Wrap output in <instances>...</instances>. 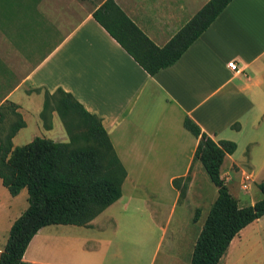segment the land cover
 Returning <instances> with one entry per match:
<instances>
[{"label":"crops","instance_id":"0c3cea01","mask_svg":"<svg viewBox=\"0 0 264 264\" xmlns=\"http://www.w3.org/2000/svg\"><path fill=\"white\" fill-rule=\"evenodd\" d=\"M105 1L0 0V99L17 104L27 124L14 137V147L38 137L30 135L28 117L41 137L69 141L57 113L51 130L43 128L40 118L45 91L62 88L101 118L128 173L120 200L90 226L43 228L24 260L112 264L99 252L116 238L119 247L138 238L142 248L143 239L159 233L165 238L170 230L173 245L163 264H191L218 190L209 191L203 165L194 161L199 139L184 127L186 117L215 141L237 144L236 152L225 158L221 176L240 206L264 198L258 187L264 182L258 179L264 176V0H233L176 64L155 76L95 20L94 12ZM114 1L162 47L210 0ZM232 61L238 72L229 69ZM247 171L258 180L255 193L235 194L229 186L231 175ZM188 175L186 199L180 202L173 180ZM180 205L183 209L176 215ZM28 207L27 188L13 197L0 178V255L14 222ZM263 232L264 216L234 238L221 264H244L246 259L253 262L248 264H264L254 255ZM63 235L68 243V235L75 237L78 244L61 245ZM51 239L53 248L46 244ZM141 258L140 250L126 261L118 250L111 261L141 264Z\"/></svg>","mask_w":264,"mask_h":264},{"label":"trees","instance_id":"16d2710c","mask_svg":"<svg viewBox=\"0 0 264 264\" xmlns=\"http://www.w3.org/2000/svg\"><path fill=\"white\" fill-rule=\"evenodd\" d=\"M232 1L210 0L162 47L114 0H106L94 12V18L149 75L155 76L176 64ZM52 104L69 141L36 137L22 147H14V137L27 124L17 104L8 100L1 103L0 99V178L13 197L24 188L29 194V207L14 222L0 264H30L24 256L40 230L51 225L90 226L122 197L128 173L101 118L62 88L53 93L45 91L40 118L46 130L53 128V119L47 117ZM184 127L199 139L194 161L201 162L218 190L191 264H221L234 238L264 216V198L241 207L222 178L225 158L238 148L235 142L215 141L189 117ZM190 182V175L173 180L180 199L186 197ZM258 187L264 195V182Z\"/></svg>","mask_w":264,"mask_h":264},{"label":"rangeland","instance_id":"374dc122","mask_svg":"<svg viewBox=\"0 0 264 264\" xmlns=\"http://www.w3.org/2000/svg\"><path fill=\"white\" fill-rule=\"evenodd\" d=\"M53 108H54V105L52 104L50 111ZM50 111L47 113V117H49V119L51 118V120H52L53 119L52 117L54 116V113H56V112L54 110H52L51 112ZM28 120H29V133H30V135L37 134L38 137H41V135H38L40 133H39L38 127L34 123L33 119L31 117H28ZM43 138H46V137H43ZM202 169L204 171L203 172L204 173L203 178L206 179V184H208L209 191L210 192L213 191L214 193H216L217 192L216 186L211 182V180H210L208 174L206 173L205 169L204 168H202ZM224 172H226V170H224ZM245 175H250V180H249L250 189L247 191L242 188V183H243ZM258 176L257 177L259 180H261V181L264 180V176H262V175H258ZM198 179L200 182H202V180H201L202 178L200 175H199ZM256 181H258L256 176L252 172L247 171V173L242 174V176H241V174L231 175V182H230L229 186H230L232 192H234L235 194H239L241 196H245V195L252 196V191H253V193H255V191L253 189L255 187ZM185 199H186V197L183 199H180V202H184ZM182 209H183V206L180 205V207L177 210L176 215H178L179 212L182 211ZM131 210H132V208H131ZM196 215L198 216V212H196ZM163 224H165V223H163ZM80 227H88V226H80ZM62 237H64V235ZM171 237H172V235H171V232L169 230L168 234L166 235L165 238L161 237V233H159L157 238L155 237V238L143 239L142 248H140L137 245L138 240H139L138 238L137 239H131V242L127 241V242L121 244L120 247H119V239L116 238L112 245H108V246L104 247L99 252V254L106 255V258H105L106 262L107 263L111 262L112 264H114L116 261L114 260V262H112L111 259H112V256L116 255L118 250H121L123 252V254L125 255L126 261H129V259L133 257V253L141 250L142 257H143V258H141V264H163L165 258L168 256L169 248L171 251V246L173 245V243L171 241ZM259 238L262 239V246L260 248L256 249L257 251L254 252V255H256L257 260L264 262V232ZM68 239L71 240L72 242L68 243L66 241L67 239L64 237L62 240H60L61 245H63V246H75L78 244L77 243L78 240H76L75 237L73 239L71 237V235H68ZM60 241L58 239L57 243L59 244ZM46 244L48 247L53 248V246L55 244V239H51ZM93 245H95V244H93V243L89 244V246H92V247H93ZM182 253H184L185 255L186 254L188 255V249L186 247H183ZM248 262L253 263L252 261H250V259L249 260L246 259L244 264H246V263L248 264Z\"/></svg>","mask_w":264,"mask_h":264},{"label":"built area","instance_id":"2783aa9c","mask_svg":"<svg viewBox=\"0 0 264 264\" xmlns=\"http://www.w3.org/2000/svg\"><path fill=\"white\" fill-rule=\"evenodd\" d=\"M228 67L233 72H238L239 71L238 66L236 65L235 61L230 62L228 64ZM249 180H250V175H245L243 183H242V188L244 190H246V191L250 189Z\"/></svg>","mask_w":264,"mask_h":264}]
</instances>
